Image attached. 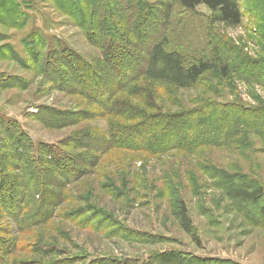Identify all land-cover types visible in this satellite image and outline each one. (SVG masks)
<instances>
[{"label": "rangeland", "instance_id": "1", "mask_svg": "<svg viewBox=\"0 0 264 264\" xmlns=\"http://www.w3.org/2000/svg\"><path fill=\"white\" fill-rule=\"evenodd\" d=\"M146 1L143 16L156 23L144 41L166 34V50L185 59L218 53L228 77L214 67L180 87L160 63L150 75V55L131 28L126 48L148 75L131 85L132 96H117L115 82L103 96L67 82V59L53 55L69 50L96 79L114 81L99 32L93 43L50 0H0V264H264V199L231 195L264 191V0H237L239 27L211 24L204 5L188 12L172 0ZM167 8L170 19L158 23ZM106 11L99 19L112 21ZM198 112L208 122L216 116L217 125L231 118L228 138L190 149L158 138L145 146L161 114L182 121ZM131 127L139 129L137 142L119 146L113 133ZM20 138L29 146L23 158ZM48 147L78 170L76 181L56 170ZM181 202L195 236L182 225Z\"/></svg>", "mask_w": 264, "mask_h": 264}, {"label": "trees", "instance_id": "2", "mask_svg": "<svg viewBox=\"0 0 264 264\" xmlns=\"http://www.w3.org/2000/svg\"><path fill=\"white\" fill-rule=\"evenodd\" d=\"M55 8L66 12L69 15L76 25H79L81 28L87 33V37L90 41L95 43L96 39H92L93 35L95 36L96 32H99L100 38L105 41L107 44V52L105 53L107 59V65L109 66L110 71L114 75V81L111 82L105 78V76L99 73L98 79L95 78L94 70L90 69L87 66H81L83 63L80 60L74 58V53L70 50H62L60 49V54L55 52L53 53L56 57H63L66 60L68 66L67 74H72L71 78H68L66 81L73 80L75 84L78 86L86 87L92 91L96 90L97 93H101V95L106 96L107 90H110L112 87V83L115 82L116 85H119L116 88L117 96L119 94L129 93L131 92V96L133 92L136 90L135 88H131V85L136 83L140 78L146 76V72H144L143 65L139 66V58L135 55L132 50H128L126 48L127 43H131L129 40L125 39V33L131 28L134 29L136 36L135 39L141 38V44L144 45L146 53L150 55V62L148 72L152 71L155 65H159L164 68L166 65L167 70L173 71L175 77L172 82L180 85V87H191L202 79V77L209 72L214 67H219L221 74L224 78H227L229 75V69L227 65L220 66L223 63L222 56L218 55V53L213 55V58L207 56H194L190 59H185L179 52L166 50L168 46V37L167 35H161L159 41L151 42L149 40H145L143 38H148L150 36V31H154V24L156 23L154 20V15L150 14V17H144L143 12L147 8L146 0H137L138 4H134V0H119L112 4L111 6H107L103 8L102 1L104 0H50ZM136 1V0H135ZM177 2L184 10L188 12H195V10L199 6H206L211 11V16L209 18L211 24H223L227 27H239L243 24L244 15L242 13L241 7L238 4L237 0H172ZM104 5V4H103ZM105 10V13L108 18L111 20H107V18L100 20L99 13ZM161 20H158V23L163 24L170 19L171 8L164 9L162 12ZM138 17L140 19V23L133 21V17ZM118 19V20H117ZM158 19V18H157ZM98 20V23H96ZM122 24V26L119 25ZM137 25V26H136ZM153 26V27H152ZM91 27L90 30L87 28ZM91 33L92 36L89 37ZM110 37L109 40L106 38ZM103 40L101 44L103 43ZM100 44V45H101ZM132 45H134L132 43ZM108 48H110L108 50ZM60 55V56H58ZM50 61H48V65ZM85 65V64H84ZM58 67L55 65H51V70L58 71ZM169 67V68H168ZM150 74V72H149ZM148 75V74H147ZM151 75V74H150ZM63 79V77H60ZM71 83V82H70ZM74 85V84H73ZM97 85V86H96ZM114 89V88H113ZM114 92V93H115ZM108 97V95H107ZM106 97V98H107ZM108 100V102L111 99ZM107 102V103H108ZM217 114V112H215ZM164 115V116H163ZM161 114L160 117L163 118V121L155 122L151 125V133L148 135L146 133L145 146L149 143V140L156 141L165 140L167 146H172V148H180V149H190L194 146H199L200 144H213V143H221L224 138H228L230 135V130L232 127L233 120H228L227 125L222 122L217 125L216 116L212 117L210 115L211 120L208 122L207 116L203 113L189 114L191 118H185L184 120H176L175 118H170L169 116H165L166 114ZM193 115V116H192ZM209 116V115H208ZM136 117V116H135ZM193 117V118H192ZM137 118V117H136ZM135 119V118H133ZM165 119V121H164ZM168 121H170L168 123ZM232 121V122H231ZM195 124V125H194ZM9 129V128H7ZM193 129V131H192ZM148 131V130H147ZM154 133H153V132ZM141 133V131H140ZM139 134L138 128H128L121 129L120 134L113 133L112 138L115 136L119 146L125 143H129L131 138L135 139L137 142ZM156 134H158L156 136ZM22 137L25 136L22 134ZM24 138L18 139L16 142L15 149H18V155L23 158L24 153L27 152V140ZM148 140V141H146ZM14 142V141H13ZM136 142H134L136 144ZM49 149L45 150L47 152L49 158L52 155V158L49 159L56 170L60 171V174L65 173L64 176L68 177V181H76L78 178L77 169H74L71 164H67L66 166L63 163H66V158L61 157V159L52 152V147H48ZM23 152L22 155L19 153ZM39 158L33 159V161H38ZM60 159V160H59ZM47 160V159H46ZM50 162V163H51ZM27 172V165L25 162ZM35 169V168H34ZM35 171V170H34ZM75 171V172H74ZM33 172V170H32ZM72 176V177H71ZM37 177V175H36ZM42 180L45 179L44 176L40 177ZM37 179V178H36ZM71 183V182H69ZM3 192L7 190V188H1ZM9 191V189H8ZM9 193H12L9 192ZM4 195V194H3ZM8 195V194H7ZM11 194H9L10 196ZM231 195L234 197H241L245 200L251 201H260L264 199V191L262 188L257 190L248 191L243 188H234L232 189ZM11 197V196H10ZM7 196H2L3 203L7 201ZM11 200L14 202L15 199ZM180 220L184 229L192 234L196 235L195 229L193 227L192 220L189 216L188 209L185 203H180ZM12 210V209H11ZM260 212L264 216V204L260 208ZM163 259L167 262H171L174 259L170 255H166Z\"/></svg>", "mask_w": 264, "mask_h": 264}]
</instances>
